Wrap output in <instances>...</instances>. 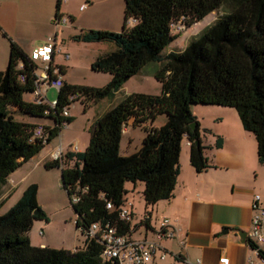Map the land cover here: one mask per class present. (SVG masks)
<instances>
[{"label":"trees","instance_id":"trees-1","mask_svg":"<svg viewBox=\"0 0 264 264\" xmlns=\"http://www.w3.org/2000/svg\"><path fill=\"white\" fill-rule=\"evenodd\" d=\"M120 32L86 30L72 36L75 42H110L115 49L91 63L94 72L107 73L110 81L94 88L65 81L56 95V106L45 115L46 107L24 99L33 89L36 64L0 29L9 42L8 63L0 71V186L23 163L36 156L61 131L60 124L72 118L61 117L62 108L82 99V103L111 98L131 77L152 63H159L153 77L161 84L159 96L131 93L96 118L83 152H66L61 161H46L45 169L59 168L60 183L75 214L74 225L84 238L74 250L36 247L28 232L36 220L47 217L37 203L38 186L33 183L16 203L0 214V264H106L100 258L101 245L86 232L93 223L118 226L129 231L116 211L106 209L122 204L125 183H143L145 211L141 224L149 228L151 208L172 197L179 174L181 141L189 145V163L200 173L208 167L200 127L190 111L191 104L234 108L244 131L256 142L258 163L264 165V0H123ZM57 0L54 18L61 17ZM222 11L212 24L202 29L183 50L162 54L177 35L172 26L194 25L214 11ZM134 24L128 26V21ZM22 63V68L18 66ZM61 72L64 75L62 68ZM20 75L24 81H20ZM77 98L70 101L71 96ZM27 118H49L52 125L16 121L10 111ZM165 114L166 123L144 127L145 136L137 152L120 155L123 126L152 122ZM195 127L192 129L191 124ZM42 126L43 139H33ZM222 139L216 137L215 148ZM72 163L68 167V163ZM78 201L72 203V196ZM4 201L0 202V206ZM253 249V245L247 241ZM259 255L264 257V253Z\"/></svg>","mask_w":264,"mask_h":264},{"label":"crops","instance_id":"crops-1","mask_svg":"<svg viewBox=\"0 0 264 264\" xmlns=\"http://www.w3.org/2000/svg\"><path fill=\"white\" fill-rule=\"evenodd\" d=\"M56 2L57 0H0V29L27 56L34 48L45 44L50 36H53L57 48V30L55 28L52 31L49 23L54 19ZM82 5L86 7L80 10ZM122 5L124 7V3ZM119 6L121 7V3L117 4V0H64L59 4V13L64 21L60 26H66L67 18L71 26L70 37L86 30L118 32L123 23V11L119 10ZM42 19L47 20V28L38 33L40 38L36 42L37 21ZM133 24V21H128V26ZM8 56L9 42L6 37L0 35V71L6 68ZM55 57L54 55L53 64L63 69V81L77 85L69 78V65L65 63L67 60L57 64ZM10 111L17 113L15 107H11ZM26 122L52 125L49 118H27ZM126 124L132 125L131 120ZM125 131L123 127L122 135ZM216 137L222 139L220 148L214 147ZM200 138L209 167L203 172H195L189 163L188 142L183 137L179 155V174L173 195L168 200H161L152 206L149 228L144 226L146 229L140 238L152 241L155 240L153 232L158 228L159 218L174 221L177 229L173 239L159 243L166 252L165 259L160 260L157 254L153 264L164 262L167 257L174 260L175 255H183L190 260L200 259L203 264H217L222 256L227 257L230 264H247L252 256L247 242H239L235 231L246 233L249 231L254 195L259 193L260 203L264 205V186L259 189L258 177V168L261 164L257 160L254 136L244 131L242 127L234 126L206 128L203 133L200 130ZM121 141L122 136L120 144ZM50 143L7 177L0 186L2 201L6 202L22 186L18 200L28 185L37 183L31 178L33 172L46 161H51V153L57 147H61L60 144L49 147ZM62 151L65 154L80 152V149L76 147L70 151L66 147ZM127 184L125 183L124 187L126 192H129L130 187ZM136 186L135 183L134 188ZM143 188L142 183L141 191ZM125 199L129 201L127 196ZM131 205L134 218L137 206L135 203ZM180 240L185 241L183 248L179 245ZM33 246L47 245L41 243Z\"/></svg>","mask_w":264,"mask_h":264},{"label":"rangeland","instance_id":"rangeland-1","mask_svg":"<svg viewBox=\"0 0 264 264\" xmlns=\"http://www.w3.org/2000/svg\"><path fill=\"white\" fill-rule=\"evenodd\" d=\"M119 1V2H118ZM121 3L119 10L123 11V1L117 0V4ZM222 11H214L202 20L191 25L187 28L179 30V26L172 27V33L177 35V38L163 50L162 54L167 52H179L183 50L185 46L193 39L197 34L214 22V20L221 14ZM53 18V16H52ZM65 18V17H64ZM52 20V19H51ZM66 26H59L57 30V49L60 50L59 54L55 56V62L57 64L64 63L69 65V78L73 83L77 85H83L88 87L100 88L105 86L111 79V76L107 73L94 72L91 70V63L98 57L115 49L113 43L110 42H94V43H82L75 42L70 37L71 28L68 19ZM35 31H37L36 42L39 41L41 31L47 28V20L42 19L37 21ZM54 31L55 27L51 21L49 22ZM119 29L118 32H120ZM117 33V31H114ZM28 37V36H27ZM65 55L68 57L65 60ZM159 63H152L145 66L139 74L131 77L127 80L121 90L116 92L111 98H102L96 101H89L87 104L82 103V99L71 103L69 108V116L72 121L67 127L61 129L59 137L53 138L49 147L55 145H61L62 149L66 147L70 149V145L76 143L77 149L83 152L88 144L90 127L93 121L99 116L103 115L107 110L118 104L120 100L131 93H144L153 96H159L161 94V84L153 77L154 72L159 69ZM56 97V90L51 88L47 93L48 101H52ZM25 100H29V95H24ZM190 111L192 116L199 124L200 130L203 133L204 129L211 127H242L238 119L237 113L234 108L191 104ZM16 121H25L27 116L24 114H14ZM167 121L165 114H159L155 119L141 126H133L125 124V133L122 135V141L120 144V154L122 156H129L138 151L141 146V141L145 136L144 127L159 128L163 126ZM130 139V142H128ZM74 152V151H73ZM43 155V154H42ZM73 164L70 162L67 164L71 167ZM259 177V189L264 186V166L258 168ZM32 180H35L38 186L37 203L39 208L44 212L47 217V222L44 220H36L33 222L32 227L28 232V237L31 240L32 245L46 244L50 248H64L72 250L75 247H82L84 238L81 233L76 229L74 225L75 214L71 208L70 200L68 199L66 192L61 187L60 183V169L57 167L51 169H45L43 165H40L32 175ZM129 192H126L124 198H128V202L136 204L135 217L131 222V228L137 227V230L133 232L132 237L140 239L141 235L146 229L140 222L144 216V201L141 191V182L135 184L128 182ZM20 188L15 195L10 197L6 202L0 206V214H4L11 208L17 201L20 194ZM2 195V193H1ZM0 195V197H1ZM259 195V193L257 194ZM260 196V195H259ZM3 198L0 199V202ZM162 218L157 219L160 222ZM159 223H157L158 225ZM41 233V235H40ZM157 264H179L167 257L164 262Z\"/></svg>","mask_w":264,"mask_h":264},{"label":"built area","instance_id":"built-area-1","mask_svg":"<svg viewBox=\"0 0 264 264\" xmlns=\"http://www.w3.org/2000/svg\"><path fill=\"white\" fill-rule=\"evenodd\" d=\"M59 1L62 2L64 0ZM85 7L86 5H82L80 10ZM52 23L57 29L64 21L62 17H58L54 18ZM174 26L175 25L172 27ZM177 26H179V30L185 28L182 24H177ZM53 41V36H50L45 44L34 48L28 55L29 60L36 64V68L33 72V89L29 93V99L34 104L46 107L44 111L45 115L51 114L57 103L56 97L52 101H48V90L51 88L55 89L57 95L63 82V74L60 67L53 64L54 55L60 53V50L55 47ZM64 58L67 59L68 57L65 55ZM18 67L21 69L22 63H20ZM19 80L24 81V76L20 75ZM76 98L77 95H74L71 96L69 100L72 101ZM60 116L64 118L69 117V108L67 106L62 108ZM67 125L66 122H62L60 127L63 129L67 127ZM44 135L42 126H37L33 131V139H43L45 137ZM70 149L75 150L76 144L70 145ZM63 157L64 153L60 146L50 155L52 161H61ZM71 200L72 203H76L78 201V196L73 195ZM131 207V203L125 198L118 207H113L109 202L106 203L107 210L116 211L119 220L129 224L130 228L127 233H120L118 226L109 223L103 225L100 223H93L88 228L86 236L88 239L95 240L101 245L102 251L100 253V258L106 264H153L157 254L160 260H164L166 252L159 243L175 237L177 229L174 221L163 218L159 222L158 228L153 232L155 237L154 241L145 238L135 239L132 237V234L137 230V227L131 228L130 226L133 220ZM251 210L252 215L246 242L249 241L253 245V249L248 246L252 256L247 261V264H264V257L259 255L260 252L264 253V205L260 203L259 195L253 196ZM179 245L183 248L185 246V241L180 240ZM173 257L175 263L179 264H203L200 259L190 260L183 255H175ZM217 264H230V262L227 257L222 256L218 259Z\"/></svg>","mask_w":264,"mask_h":264},{"label":"water","instance_id":"water-1","mask_svg":"<svg viewBox=\"0 0 264 264\" xmlns=\"http://www.w3.org/2000/svg\"><path fill=\"white\" fill-rule=\"evenodd\" d=\"M194 127H195V124L192 123V124H191V128L193 129ZM235 233H236L237 236H238L239 242H241V243H245L247 233L244 232V231H240V230H236Z\"/></svg>","mask_w":264,"mask_h":264}]
</instances>
